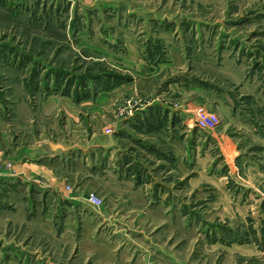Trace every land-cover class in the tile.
<instances>
[{
    "label": "rangeland",
    "instance_id": "374dc122",
    "mask_svg": "<svg viewBox=\"0 0 264 264\" xmlns=\"http://www.w3.org/2000/svg\"><path fill=\"white\" fill-rule=\"evenodd\" d=\"M152 14L169 21L159 29L170 30L172 46L190 54L194 76L224 89L232 112L249 121L243 126L248 131L255 127L258 137L227 124L229 112L215 104L196 109L215 112L219 119L215 128L199 131L224 132L238 152L234 161L226 158L239 170L229 177L227 197L221 194L222 186L200 180L197 168L208 163V157L195 166L192 187L185 185L178 171L160 173L182 203L176 202L169 218L160 209L161 218L149 220L132 214L143 207L123 200L126 190L101 177L89 182L72 176L62 186L48 187L39 177L21 175L19 166L11 178L0 179V264H109L105 251H93L87 240L80 241L79 231L70 237L52 230L50 209L55 215L62 211L73 215L67 203L59 209L49 206L54 196L76 192L100 198L98 206L86 200L89 213L92 209L113 213L137 229L144 228L154 239L149 248L135 234L147 251H134V256L129 252L127 258L138 255L139 264H264V0H0L1 153L14 142L24 146L26 135L55 136L58 128L87 129L94 138L110 134L125 111L142 100L176 99L168 81L177 74H145L142 60L135 57L150 52L157 60L166 59L171 45L166 49L156 36L148 18ZM202 58L211 61L209 66L198 63ZM218 64L226 72L217 73ZM77 96L92 100V107L78 104ZM22 99L31 106L33 121L24 120V110L16 105ZM67 102L80 108L78 116L86 128H76L66 119L69 111L76 110ZM211 152L215 155L211 167L225 170L226 156L219 147ZM160 162L170 168L168 160ZM242 179L255 189L242 185ZM186 199L190 201L184 205Z\"/></svg>",
    "mask_w": 264,
    "mask_h": 264
},
{
    "label": "crops",
    "instance_id": "0c3cea01",
    "mask_svg": "<svg viewBox=\"0 0 264 264\" xmlns=\"http://www.w3.org/2000/svg\"><path fill=\"white\" fill-rule=\"evenodd\" d=\"M140 12L154 13L152 9H141ZM148 18L151 19L150 22L157 31L156 36L165 43V48L167 49L166 45H171L165 52L166 59L157 60L150 52L140 54L133 46L132 51L138 52L135 57L142 60V70L145 74L156 75L168 71L170 75L177 74L168 81L170 89L177 94L176 99L170 100L157 96L149 100H142L138 105L125 111L121 121L112 129V133H101L99 137L95 138L92 132L87 129L86 131L74 129L69 132L58 128L59 133L55 136L48 133H40L37 136L26 135L24 146L19 143L21 141L19 137L16 141L20 145H17L16 142L12 143L7 153H1L0 143V179L1 177L11 178L19 166L21 175L32 179L39 177L48 187L62 186L72 176H79L80 179L89 182H92V178L101 177L126 190L123 200L139 203L143 207L141 211H135L132 214L146 220L157 219L161 218L160 209H162L164 210L163 216L169 218L172 213L170 212L171 208L175 210L176 202L182 203V201L177 199L174 186L164 184L165 178L160 173L178 171L182 175L181 180L184 179L185 185L192 187L195 166L203 158L208 157L210 161L203 162V165L197 168L200 180L205 179L213 185L222 186L221 194L227 197L229 177L239 170L234 163L231 165L227 162L226 158L229 156L232 159L230 161H234L233 156L238 152L231 140L225 139L224 132L199 131L194 125L193 113L200 105L210 108L213 106L212 104H215L218 109L222 111L226 109L229 112V115L226 116L227 124L244 127L248 131V128L243 124L249 121L246 118H239L234 111L232 112L230 104L225 100L224 89L219 90L218 87H215L213 80L207 81L203 77L198 79L194 76L191 71L190 54L186 52L185 48L172 46L174 40L170 30L159 29L169 21L157 19L155 14ZM161 30L164 34H161ZM127 50L130 49L127 47ZM210 62L207 58L198 61L199 64L207 66ZM225 63L224 61L223 64ZM223 64L214 66L217 73L219 71L220 74L226 72ZM236 70L239 71L238 68ZM236 80H238L237 82L241 80L240 73L236 76ZM110 91H114V87ZM194 92L200 96L197 98L194 95L191 96V93ZM77 101L84 107H92L90 99H78ZM67 103L74 105L76 110L69 111L66 114V119L70 118L76 128L79 125L86 128L87 126L78 116L80 108L75 106L74 102ZM16 105L24 110V120L33 121V110L26 99L18 101ZM30 123L29 126L32 127V122ZM66 124H69V120ZM254 130L255 127H252V131L248 132H252V135L258 137ZM214 147H219L222 155L226 156L225 164L226 162L228 164L225 170H219L216 166L211 167L215 157L211 150ZM230 154L232 155L230 156ZM194 158L196 159L195 164ZM165 160H168L170 166L168 169L161 167L160 161ZM54 164L56 168L53 167ZM22 165H26V167H21ZM238 174V177L242 178L240 172ZM238 181L235 182L239 183ZM248 182L242 179L240 183L246 188L252 187L253 185L250 186ZM254 189L255 186H253ZM222 199L227 201L225 198ZM187 200L183 201L184 205L190 201ZM63 202L68 204L67 208L73 215H70L69 212L64 215L63 211L55 215V210L50 209L47 218L53 226L52 230H56L57 234L61 236L70 237L79 231L80 241L87 240L86 242L92 245L93 251H105V259L109 260V264H128L130 261L133 262V259H135L134 264H139V256L128 259V253L132 252L133 255L134 251H147L144 244L153 248L155 241L147 235L144 228L137 229L129 222L107 211L93 212L92 209V213H89L86 199L80 193L76 192L72 195L62 193L54 196L49 206L54 204L53 208L59 209ZM135 234L140 236V241L144 244L134 239ZM122 252L121 260L118 261L117 258H120ZM8 260L10 262V256Z\"/></svg>",
    "mask_w": 264,
    "mask_h": 264
},
{
    "label": "built area",
    "instance_id": "2783aa9c",
    "mask_svg": "<svg viewBox=\"0 0 264 264\" xmlns=\"http://www.w3.org/2000/svg\"><path fill=\"white\" fill-rule=\"evenodd\" d=\"M194 113V125L199 129H213L219 122L218 116L215 112L201 108ZM85 197L90 204L96 206L101 204L100 198L92 192L88 193Z\"/></svg>",
    "mask_w": 264,
    "mask_h": 264
},
{
    "label": "trees",
    "instance_id": "16d2710c",
    "mask_svg": "<svg viewBox=\"0 0 264 264\" xmlns=\"http://www.w3.org/2000/svg\"><path fill=\"white\" fill-rule=\"evenodd\" d=\"M87 78H88V77H87ZM87 78H86V79H87ZM117 80H118V79H117ZM117 82H119V81L111 82L109 85H113V84H115V83H117ZM80 98H81L80 96H77V100L80 99Z\"/></svg>",
    "mask_w": 264,
    "mask_h": 264
}]
</instances>
